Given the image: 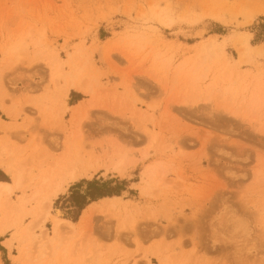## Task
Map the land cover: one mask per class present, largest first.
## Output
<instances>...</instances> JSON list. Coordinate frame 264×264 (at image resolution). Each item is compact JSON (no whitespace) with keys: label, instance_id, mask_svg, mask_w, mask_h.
<instances>
[{"label":"rangeland","instance_id":"rangeland-1","mask_svg":"<svg viewBox=\"0 0 264 264\" xmlns=\"http://www.w3.org/2000/svg\"><path fill=\"white\" fill-rule=\"evenodd\" d=\"M263 48L264 0H0V264H264V136L228 110L264 123Z\"/></svg>","mask_w":264,"mask_h":264},{"label":"bare ground","instance_id":"bare-ground-1","mask_svg":"<svg viewBox=\"0 0 264 264\" xmlns=\"http://www.w3.org/2000/svg\"><path fill=\"white\" fill-rule=\"evenodd\" d=\"M261 55H262V52H261ZM67 57H68L67 62L70 65H72V63H71L72 57L70 55ZM1 63H2V60L0 61V109L6 111L5 110V87L1 81V79H2V68H3ZM49 67H51V63L49 65ZM59 68H60V65H59L56 73L59 71ZM51 71H54V69ZM60 71H61V72H59L60 74L57 73L56 74L57 76L54 75L56 78H58L59 75L62 74V69H60ZM91 79H93V78H91ZM84 82H87V81H84V79H81V78H77L75 75H70L66 81V87L63 90H65V92L68 93L70 89H75V90L82 92L83 94H89L90 95L91 93H93L92 87H91V81H89L87 83H84ZM257 102L258 101L255 98L250 99V102H249L250 107H253ZM246 106H248V102H247ZM247 108H249V107H247ZM228 110H230L231 113L235 114V116L238 119L242 120V122H246L251 127V129L254 130L256 133L264 136V123L259 122V120H258L259 117L257 114H249L246 111H244V112H233L232 109H228ZM40 111H41V108H40ZM7 113H9V112H7ZM10 115H12V114L10 113ZM3 124H4L3 121L0 120V127H3L4 126ZM67 155L64 156V158L62 157L63 160L60 163V168L57 170H61V169L65 170L64 172H67V173L63 175V177H64L63 179L66 182H71V181H75L77 176L75 175L74 172L69 171L70 166L74 165V159H69V155H68V157H67ZM117 163L118 164H117L116 169L121 167L120 165H122L124 163V161L122 159H120ZM52 170L53 169H49L45 173L40 174L38 176L37 181L35 183V190L32 192L31 199H29V201L35 200L38 197L42 198L43 196L44 197L48 196V199H52L60 191L63 190V188L60 184L55 185L53 183V181L51 180L52 179L51 175L53 174ZM66 170H68L69 173ZM149 175H151V174L149 173ZM22 186H23L22 175L19 172H17V173L15 172L13 174V184L12 185L0 183V215L3 216L2 222L0 221V235H2L5 232V228H6L5 225H8V226H11V225L14 226L15 225L13 223V220L10 222L9 219H11L12 213H17V209L15 206L12 205L9 198L17 190H20L22 188ZM119 198L120 197L103 198L100 201L104 200L105 202H108V200L113 201V200H118ZM19 202L22 205H24L28 201H26L24 198V199H20ZM48 202H50V201H48ZM96 203L97 202H94L92 204H96ZM113 204H115V203H113ZM16 206H17V204H16ZM61 214H62V211L55 210V215L52 216V223H53L52 229H53V232H55V233L60 229L61 225L72 226V223L70 221L59 218V216ZM85 214H86V212H83L82 219H83ZM47 215H49V214H47ZM18 230H20L21 234H22L21 242L19 243L21 248H22L21 254H23V255L25 254L27 256L28 248L25 247V250H24V246H23L24 242H22V241L25 239L26 235L28 234V228H19V226H18ZM5 246L10 250L12 248V241L9 239L5 243ZM25 255L23 256V258L25 257Z\"/></svg>","mask_w":264,"mask_h":264},{"label":"crops","instance_id":"crops-1","mask_svg":"<svg viewBox=\"0 0 264 264\" xmlns=\"http://www.w3.org/2000/svg\"><path fill=\"white\" fill-rule=\"evenodd\" d=\"M20 170L21 169H15L7 160H4L2 157H0V172L11 180L9 183L3 181H0V183L12 185L13 174L15 172H20Z\"/></svg>","mask_w":264,"mask_h":264},{"label":"trees","instance_id":"trees-1","mask_svg":"<svg viewBox=\"0 0 264 264\" xmlns=\"http://www.w3.org/2000/svg\"><path fill=\"white\" fill-rule=\"evenodd\" d=\"M93 184H96V183H93ZM118 195H119V192H117V191H102L99 193H91L90 192L89 194H87L89 200H91V201H95V200L103 198V197L118 196Z\"/></svg>","mask_w":264,"mask_h":264}]
</instances>
